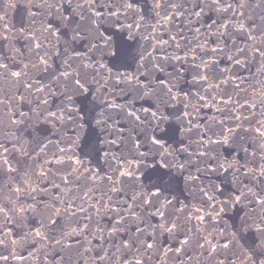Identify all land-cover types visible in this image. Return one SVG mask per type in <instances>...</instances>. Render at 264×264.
Here are the masks:
<instances>
[{"label":"snow or ice","instance_id":"6c2138e0","mask_svg":"<svg viewBox=\"0 0 264 264\" xmlns=\"http://www.w3.org/2000/svg\"><path fill=\"white\" fill-rule=\"evenodd\" d=\"M148 3L149 0H40L37 4L35 0H24L23 7L33 17L37 13L29 6L46 9L41 15L54 10L60 35L50 31L51 22L45 20L41 27L48 33V45L37 42L30 47L33 58L22 67L21 62L10 64L0 59V83L18 85L21 105L29 106L27 112L17 110L8 116V127L15 128L11 133L5 130L0 116V217L6 222L7 211L16 216L29 211L38 213L41 222L34 236L52 241L53 249L59 246L52 256L56 264H79L84 253L77 245L83 247L89 235L98 240L95 258L100 264L110 262L116 252L122 254L121 264H146L161 249L165 255L174 251L181 264L189 250L197 249L215 264H264V111L252 125L249 116L236 114L238 109L231 106V97L222 96L217 101L210 92L219 90V84L213 83L218 78L214 74L217 62L205 59L206 52L199 54L188 44L182 46L175 35L170 37L175 41L172 51L169 49L173 45L163 41L151 45L152 51L147 46H118L111 55L113 34L104 27L120 23L122 17H137L134 24L122 25L128 29L129 38H135L133 27H150L145 39H157L153 36L157 28L176 20L198 34L200 27L196 25L206 18L211 21L208 29L215 28L220 39L230 35V26L245 37L246 47H238L236 54L228 55L219 44L211 49L212 55H228L229 61L240 65L239 57L248 50L264 58V0H150V9L141 13V5ZM234 4L245 9L239 13L243 21L234 20ZM15 6L14 0H0V22L6 9ZM230 11L232 15L227 16ZM152 14L155 24L145 20L146 16L153 18ZM221 28L225 31L221 32ZM157 48L162 56L153 55ZM180 50L183 56L178 54ZM53 56L62 58V63L53 66ZM106 58L111 67L104 63ZM171 61L177 64L169 73ZM186 64L191 65L192 75L187 89L178 87ZM33 70L47 73L49 82L34 78ZM56 97L59 103L54 102ZM4 103L5 98L0 97V109ZM257 103L264 107V100L240 107L252 109L251 116L256 117ZM205 108H215V112L198 118ZM245 122L252 126L245 128ZM165 124L167 135L161 131ZM17 132L21 134L17 136ZM25 133L31 140L24 139ZM82 138L88 149L84 155L97 164L99 171L82 159H73L77 156L74 146ZM97 143L102 147L98 148ZM9 144L20 155L32 159L38 170L33 168L18 180L19 170L9 163ZM58 172L64 173L63 189L48 181ZM137 173H145L147 182H142ZM33 177L50 182L60 195L46 203L36 201L32 196L36 188L29 190ZM73 184L87 188L85 196L93 190L101 192L97 201L100 207H91L97 215L111 214L106 236L105 228L97 226V231H92L91 215L87 223L81 226L77 220L76 228L67 231L77 213L86 211L83 202L76 203L81 197L72 194ZM5 188L16 197L15 201L3 202ZM25 195L32 203L24 199ZM237 207L243 215L225 233L220 228L222 214ZM205 218L215 222L212 232L204 225ZM4 226L0 224V247L7 248ZM161 236L166 238L160 240ZM169 239L177 240L178 246L164 249ZM66 240L75 243H65ZM11 243L16 245L18 241ZM105 243L115 252L105 249ZM8 258L0 254V262Z\"/></svg>","mask_w":264,"mask_h":264},{"label":"water","instance_id":"95a60500","mask_svg":"<svg viewBox=\"0 0 264 264\" xmlns=\"http://www.w3.org/2000/svg\"><path fill=\"white\" fill-rule=\"evenodd\" d=\"M17 4L15 7H10L6 9V15L4 16V20L0 22V59H5L6 62L12 64L15 62H21L20 66H23V63H27L30 58H33V53L30 51V47H34L35 43L42 42L45 45H48V40L45 39V36L48 33H44L41 27L43 21L48 20L51 22L50 31L55 32L56 36H59V31L56 30V24L58 23L55 15V11L53 10L51 13L41 15V13H46V9H37L34 6L31 7L32 12H36L37 15L33 17L30 15L27 8L23 7L24 0H14ZM40 0H35V3H39ZM232 2V0H229ZM234 8L236 10L235 19L244 20L243 17L239 16L241 11H245V9H240L238 4H234ZM150 9V0L147 6L141 5V13L148 11ZM250 13L251 9H247ZM227 16H231L232 12H228ZM153 18L145 17V20L148 21L149 24H155L156 20L154 18V14H152ZM215 15H213V19H215ZM138 19L137 17H130L128 19L121 18V22L115 24L114 26L105 24L104 27H108L110 32L113 34L112 39V53L111 55H115L116 48L118 46H124L126 44H132L137 49L147 46L150 51H152L151 45L159 44L163 41H169L173 45V48H170L169 51H172L175 48V41L170 39L171 36H176V41H179L183 46L188 44L189 47L195 48L196 52L199 54L208 53L205 55V59L215 60L217 62L216 67L214 69V74L218 77L213 83L219 84V90L211 89V94L216 95V100L220 101L222 96L224 99H228L231 97V106L234 109H238L236 112L237 115L243 113V115L249 116L252 120V125L255 124V119L259 117V113L264 111V107H261L257 103V107L255 108V112L257 113L256 117L251 116L252 109L247 107L241 108L240 105H246L255 102H259L264 100V58H261L251 50L245 52L243 56H240L241 64L237 65L233 61H229L228 55L236 54V49L238 47H246V39L245 37L234 31L230 26L227 30L230 35H226L223 39L219 38L216 29L212 30L208 29V24L211 21L206 18L201 19L200 25H196V27H200V33H195V31H188L186 27L180 24L179 20H176L174 23L169 22L164 27H158L157 30L153 33L157 39H152V37H148V33L151 32V28L141 27L137 30L133 27L132 31L136 33L134 39H130L128 35V29L126 27H122V25L134 24V21ZM202 25V26H201ZM182 30V31H181ZM101 31H104V28H101ZM221 32H224L225 29L221 28ZM180 33V35H177ZM105 35H109V32H105ZM6 36L7 39H3L2 37ZM35 36L37 40L32 41L31 38ZM31 41V45H30ZM53 43H55V39L53 38ZM250 43V42H248ZM225 48V51L228 55L211 54V49L217 48V45ZM203 50V51H202ZM179 55L183 56L184 53L182 50L179 51ZM153 55L162 56L163 53L159 51L157 48L156 51L153 52ZM191 55L189 54V60L191 59ZM53 66L56 64L62 63V58L57 59L53 56V60L51 61ZM104 63L106 66L111 67L108 58L105 59ZM176 61H171L167 68L169 73L174 71V67L176 66ZM191 68L190 64H186L183 69H181L182 79H180L178 83V87H183L185 89L190 87V82L192 80V75L189 69ZM31 75L34 78L40 79L44 83L49 82V77L47 73L36 72L33 70ZM236 85H239L237 88ZM16 84L10 82L0 83V97L5 98V103L0 109V116L4 119V125L6 126V131L11 133L15 131L14 126L8 127V116H10L13 112L28 111V105H21L19 100V93L17 92ZM205 88L208 87L207 84L204 85ZM192 91L195 92L196 89L192 88ZM219 91L221 94H216ZM20 92H23V88H20ZM183 95V93H181ZM83 100V98H79ZM53 98H50V102ZM55 103H59V97L54 98ZM78 100V104H79ZM77 104V106H78ZM182 107V106H181ZM213 112H215V108L209 110V108L203 109L199 113L198 118H206V116H210ZM5 113L7 115H5ZM13 119H17L16 116L12 117ZM249 123L245 122L244 127H251ZM50 129V125H45ZM161 131L163 134L167 135L168 125H162ZM21 133L17 132L16 135L19 136ZM25 140H31V137L24 135ZM14 142V141H13ZM163 142V141H162ZM86 139L83 138L79 141V143L74 146L77 156H74L73 159H82L85 164L89 167L99 171L97 164L91 161V158L84 153L88 150L85 146ZM10 148V153L8 155L9 163L16 167L19 170V176L17 179L19 180L21 177H25V173H31L33 168L38 170V165L30 158L24 157L17 153L15 149L12 148V145H8ZM97 147H102L99 143H97ZM221 151H224L223 149ZM225 154H227L225 152ZM17 161H20L18 164ZM43 161H40L42 163ZM102 163V161H101ZM55 172V169L53 170ZM161 171H167L166 169H161ZM103 174V173H101ZM151 175V170L148 172ZM13 175H16L15 173ZM64 175L63 172H58L54 176H50L48 181H54L57 184H60V187L63 189L64 185L61 183V177ZM137 175L141 178L142 182H147L145 173H137ZM231 180V177H228ZM48 181L40 180L37 181L33 177L30 181V188H36V191L32 193V196H35L36 201L43 200L45 203L51 200L53 197L60 195L57 189L52 187V184ZM7 183V180H5ZM219 183V181H217ZM28 186V185H26ZM223 187V185H221ZM42 189H44L42 191ZM73 195H77L81 197V199H77L76 203L80 204L83 202V207L86 211L78 212L77 217L73 218L67 227V231H72V229L76 228V221L79 220L81 226L84 223H87V217L91 215L92 219V231H97V226L100 228H105L106 231L104 235H107V231H110L109 222L111 219V214H100L97 215L95 213V208L100 207L97 201L101 197V192L93 190L88 193L87 196L84 195L85 192H88L87 188L81 189L78 184L72 185ZM67 192V189H65ZM4 201H15L16 197L14 195H10L8 189L5 188L3 192ZM24 199L27 200L28 203H32V200L27 195L24 196ZM223 199V197H221ZM107 198H105L106 202ZM187 202V201H186ZM91 205H95L91 207ZM11 203H9V207H11ZM43 205H41L42 207ZM223 220L220 222V228L225 230V233L228 229H231L234 220H238L239 216L243 215V211H241L238 207L232 210L226 211L223 213ZM7 216L9 217L8 221H4L3 217H0V224H6L3 227V231L7 233L6 243L7 248L0 247V254L7 255L9 258L7 261L0 262V264H56V262L52 259L53 252L59 250V246L56 249L51 247L52 241L43 240L34 236L35 231L39 228L41 222V216L38 213H33L29 211L26 214H22L20 216L14 215L11 211H7ZM63 222V221H62ZM196 223V221H194ZM204 225L207 227L208 232H212V229L215 227V222H209L207 218H205ZM78 231V229H77ZM31 233V234H29ZM120 235H124L121 233ZM166 236L159 237L160 240H164ZM80 239H83L82 237ZM180 239H183L181 237ZM211 239V236L209 237ZM16 240L18 243L13 245L11 241ZM91 241V244L88 243ZM65 243H75L74 240H66ZM177 240H168V243L163 247L164 249L171 247L173 244L178 246ZM216 241L213 240V244ZM243 243V241H241ZM79 251L84 253V257L79 261V264H100V262L95 258V252L99 247L98 240L92 238L91 235L88 236L87 240L83 242V247H80ZM105 249H110L112 252H115L114 248L110 247L109 243H105ZM207 247V246H206ZM85 249H91L88 252H85ZM121 253L116 252L115 256L110 262H105V264H121ZM189 257H192L191 259ZM146 264H181V261L175 259V252H169L167 255L164 254V250L161 249L158 254H154L153 259L147 261ZM183 264H215L214 261H210L206 259L204 256L200 255V250H189L188 256H183Z\"/></svg>","mask_w":264,"mask_h":264}]
</instances>
